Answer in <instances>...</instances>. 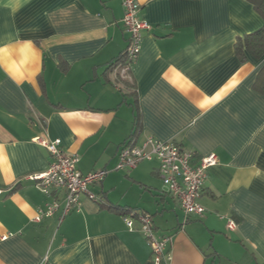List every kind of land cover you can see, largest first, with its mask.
Masks as SVG:
<instances>
[{
  "label": "crops",
  "instance_id": "obj_1",
  "mask_svg": "<svg viewBox=\"0 0 264 264\" xmlns=\"http://www.w3.org/2000/svg\"><path fill=\"white\" fill-rule=\"evenodd\" d=\"M144 31L137 59L108 67L127 49L122 0H0V264H155L151 246L116 206L149 214L169 235L163 264H264V94L254 88L264 57L235 53L264 19L248 0H138ZM126 82L127 85H126ZM215 153L200 202L186 217L159 162L116 169L134 131ZM37 137L61 139L99 200L34 218L54 198L30 179L52 156ZM230 219L237 222L229 229Z\"/></svg>",
  "mask_w": 264,
  "mask_h": 264
},
{
  "label": "built area",
  "instance_id": "obj_2",
  "mask_svg": "<svg viewBox=\"0 0 264 264\" xmlns=\"http://www.w3.org/2000/svg\"><path fill=\"white\" fill-rule=\"evenodd\" d=\"M122 3L125 9L123 21L130 33V41L127 47L128 66L121 70H128L140 54L144 31L150 29L151 25L141 17V4L138 0H122ZM120 68L118 65L114 72H119ZM36 141L47 148L52 156V162L46 171L33 174L30 179L36 180L37 187L46 195L56 196L63 191L65 197L63 205L59 199L54 198L44 208H40L34 218L35 221L53 216L59 210L61 217L73 209L79 210L81 195L99 200V197L90 190V186L102 182L109 173L108 169L83 174L78 168L79 156L66 152L62 148L61 139L37 137ZM154 159L159 162V176L167 190L179 200L186 217L203 214L205 207L200 202L203 185L209 168L218 161L217 155L209 153L198 156L194 151L182 147L175 141H163L151 135L139 143L138 137L133 136L126 139L119 148L115 168L133 169L143 161ZM124 220L130 229H135L136 220L139 221V229L151 246L155 264H163L172 259L167 250L171 236H158L149 214L124 216ZM236 226L237 222L230 219L228 228L235 229ZM42 264H50L48 257L44 258Z\"/></svg>",
  "mask_w": 264,
  "mask_h": 264
},
{
  "label": "trees",
  "instance_id": "obj_3",
  "mask_svg": "<svg viewBox=\"0 0 264 264\" xmlns=\"http://www.w3.org/2000/svg\"><path fill=\"white\" fill-rule=\"evenodd\" d=\"M248 1L252 3L256 11L264 19V0H248ZM246 52L250 53L256 58L264 57V24L258 30L237 38L235 42V53L241 62H244L247 60ZM118 65L121 66L120 70L128 66L127 49H125L122 52V54L110 64V66L108 67V71L112 73ZM127 83L128 82H126V85ZM254 88L257 91L264 94V65L262 66L258 74V78L254 84ZM137 103L138 102L136 101L132 104L134 107V111H135V119H134V131L130 137H133V136L139 137L142 131L141 117H140L139 108L137 106ZM114 209L121 211L123 216L132 215L136 217L138 215V212H135L134 209L132 208H126V207L122 208V207L116 206Z\"/></svg>",
  "mask_w": 264,
  "mask_h": 264
},
{
  "label": "rangeland",
  "instance_id": "obj_4",
  "mask_svg": "<svg viewBox=\"0 0 264 264\" xmlns=\"http://www.w3.org/2000/svg\"><path fill=\"white\" fill-rule=\"evenodd\" d=\"M123 170V169H122Z\"/></svg>",
  "mask_w": 264,
  "mask_h": 264
}]
</instances>
